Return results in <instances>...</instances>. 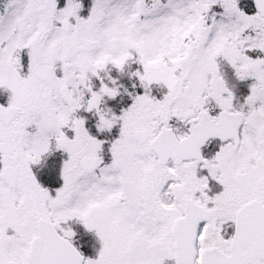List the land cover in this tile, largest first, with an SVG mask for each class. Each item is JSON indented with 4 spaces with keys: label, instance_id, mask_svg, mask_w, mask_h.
Instances as JSON below:
<instances>
[{
    "label": "snow or ice",
    "instance_id": "snow-or-ice-1",
    "mask_svg": "<svg viewBox=\"0 0 264 264\" xmlns=\"http://www.w3.org/2000/svg\"><path fill=\"white\" fill-rule=\"evenodd\" d=\"M0 264H264V0H0Z\"/></svg>",
    "mask_w": 264,
    "mask_h": 264
}]
</instances>
